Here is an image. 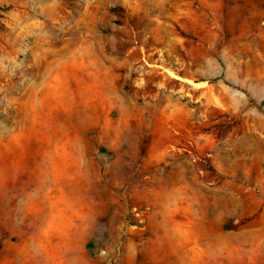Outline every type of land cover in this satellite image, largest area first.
<instances>
[{
	"label": "rangeland",
	"instance_id": "obj_1",
	"mask_svg": "<svg viewBox=\"0 0 264 264\" xmlns=\"http://www.w3.org/2000/svg\"><path fill=\"white\" fill-rule=\"evenodd\" d=\"M38 138L92 157L78 257L264 264V0H0V216Z\"/></svg>",
	"mask_w": 264,
	"mask_h": 264
},
{
	"label": "crops",
	"instance_id": "obj_2",
	"mask_svg": "<svg viewBox=\"0 0 264 264\" xmlns=\"http://www.w3.org/2000/svg\"><path fill=\"white\" fill-rule=\"evenodd\" d=\"M58 91L54 83V94ZM37 141L34 151L20 152L19 162L4 164L5 168L9 165L13 169L21 168L20 178L12 173L11 186L16 191L19 188L27 190L20 209L14 201L16 191L10 195L6 191V208L0 216V225L4 226L0 228L11 237L26 240L21 247L15 248L11 264H91L82 252L81 257L77 256L75 244L76 239H84L87 233L91 238L93 232L92 157L77 143L64 150L48 151L42 144L43 138ZM34 176L36 183L32 182ZM5 184L9 190L7 182ZM170 221L175 225L171 231L173 239L184 240L189 248L194 240L200 239L182 234L179 222ZM139 251L143 252V248Z\"/></svg>",
	"mask_w": 264,
	"mask_h": 264
},
{
	"label": "trees",
	"instance_id": "obj_3",
	"mask_svg": "<svg viewBox=\"0 0 264 264\" xmlns=\"http://www.w3.org/2000/svg\"><path fill=\"white\" fill-rule=\"evenodd\" d=\"M86 248H87V249H89V248H90L89 244H86Z\"/></svg>",
	"mask_w": 264,
	"mask_h": 264
}]
</instances>
